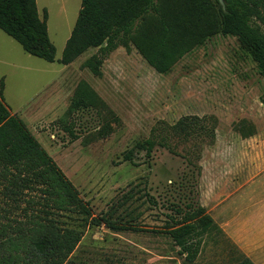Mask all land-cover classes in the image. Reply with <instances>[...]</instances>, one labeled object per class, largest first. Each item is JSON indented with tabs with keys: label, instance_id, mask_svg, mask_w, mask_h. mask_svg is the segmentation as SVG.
<instances>
[{
	"label": "rangeland",
	"instance_id": "obj_1",
	"mask_svg": "<svg viewBox=\"0 0 264 264\" xmlns=\"http://www.w3.org/2000/svg\"><path fill=\"white\" fill-rule=\"evenodd\" d=\"M80 2L35 0L55 49L51 63L0 30V94L94 215L134 184L154 205L133 214L141 213L138 232L86 229L72 264H235L240 255L264 264V158H250L264 153V77L251 56L235 37L213 35L163 74L130 41L106 56L88 49L62 65ZM160 3L168 7L173 0ZM203 3L214 20L216 3ZM93 55L101 60L99 76L84 66ZM81 83L95 98L77 107ZM185 116L200 118L205 130L184 138L172 126ZM147 139L154 142L149 157L138 148ZM129 151L132 161H125ZM197 206L217 228L202 237L188 263L164 229Z\"/></svg>",
	"mask_w": 264,
	"mask_h": 264
},
{
	"label": "trees",
	"instance_id": "obj_2",
	"mask_svg": "<svg viewBox=\"0 0 264 264\" xmlns=\"http://www.w3.org/2000/svg\"><path fill=\"white\" fill-rule=\"evenodd\" d=\"M201 1L173 0L166 7L160 0H81L59 63L68 65L92 48L106 56L130 41L146 63L163 74L192 48L220 35L235 37L264 77V0H223L224 9L213 0L218 9L211 21L207 3ZM45 20V15L38 17L35 0H0V30L29 55L51 63L55 49ZM100 65L95 55L84 64L95 76L100 75ZM79 87L82 92L77 91L74 105H88V97L95 95L85 83ZM260 101L264 104V95ZM172 128L186 139L205 130L194 116L180 118ZM153 146L147 139L138 148L149 157ZM123 159L132 161V152ZM140 193L139 184H134L106 212L94 215L0 94V264H72L70 257L86 229L140 231L134 221L141 213L133 214L146 203L154 205L147 193ZM169 221L164 234L188 263L199 254L202 237L217 228L200 206ZM235 264L254 263L240 255Z\"/></svg>",
	"mask_w": 264,
	"mask_h": 264
},
{
	"label": "crops",
	"instance_id": "obj_3",
	"mask_svg": "<svg viewBox=\"0 0 264 264\" xmlns=\"http://www.w3.org/2000/svg\"><path fill=\"white\" fill-rule=\"evenodd\" d=\"M34 136V135H33ZM250 158H264V153L261 152V153H257L256 156H251ZM264 170V169H263ZM250 172V171H249ZM259 173V172H258ZM232 196V193L231 194H228V199ZM235 231L234 229L230 228V226H228V238H230L232 241H233V237H235L234 235Z\"/></svg>",
	"mask_w": 264,
	"mask_h": 264
},
{
	"label": "water",
	"instance_id": "obj_4",
	"mask_svg": "<svg viewBox=\"0 0 264 264\" xmlns=\"http://www.w3.org/2000/svg\"><path fill=\"white\" fill-rule=\"evenodd\" d=\"M218 2L222 6V8L224 9V2H223V0H218Z\"/></svg>",
	"mask_w": 264,
	"mask_h": 264
}]
</instances>
